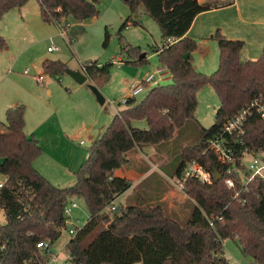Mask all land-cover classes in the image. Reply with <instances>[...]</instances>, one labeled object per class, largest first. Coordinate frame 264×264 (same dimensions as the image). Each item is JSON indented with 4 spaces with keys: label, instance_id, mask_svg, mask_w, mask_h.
<instances>
[{
    "label": "trees",
    "instance_id": "obj_1",
    "mask_svg": "<svg viewBox=\"0 0 264 264\" xmlns=\"http://www.w3.org/2000/svg\"><path fill=\"white\" fill-rule=\"evenodd\" d=\"M28 1L0 0V19ZM37 1L45 23L68 25L71 19L81 24L100 14L99 0ZM124 2L131 16L121 30L130 24L140 25L133 17L141 5L160 26L165 43L155 52L169 70L171 83L153 88L140 103L128 98L126 109L118 112L89 148L86 161L75 174V184L63 189L34 167L42 148L34 136L25 133L26 107L7 110L6 130L0 132V174L6 177L0 189V209L6 217V224H0V264H47L52 255L40 251L37 245L47 243L51 248L61 238L67 229L65 208L74 197L85 201L90 218L66 245L71 264H230L224 252V242L229 239L239 243L245 257L264 264V181L253 180L243 192L240 179L227 175L226 167L213 153L205 152L208 140L222 135L225 124L243 107L256 99L264 105V50L259 59L246 60V44L230 40L218 30L213 38L220 49L219 68L206 76L194 66L193 53L198 44L186 35L194 19L215 8L214 3ZM6 46L0 35V49ZM136 58L138 63L146 59ZM111 67V63H90L84 66V73L101 85L109 81ZM43 69L52 77H60L66 73L67 65L46 60ZM207 84L221 102L209 129L200 126L195 117L197 94ZM135 121H146L148 127H136ZM190 123H195L200 133L194 143L182 145L179 152L174 149L173 173L180 175L184 165L197 158L206 170L213 175L216 170L222 179L216 182L213 178L207 185L195 179L187 181L185 193L195 202L187 223L172 219L160 205L150 209L120 207L112 215L106 213L109 205L132 186L128 179L115 176L127 165V154L175 142ZM229 141L235 145L237 165L243 168L241 162L246 154L264 152V118L254 112L242 141ZM228 177L235 180V190L227 187ZM237 191L239 197L234 198Z\"/></svg>",
    "mask_w": 264,
    "mask_h": 264
},
{
    "label": "rangeland",
    "instance_id": "obj_2",
    "mask_svg": "<svg viewBox=\"0 0 264 264\" xmlns=\"http://www.w3.org/2000/svg\"><path fill=\"white\" fill-rule=\"evenodd\" d=\"M209 1L216 3V0ZM98 9L100 10L98 17L81 24L70 19L68 21L70 27L66 26V22L60 24L45 23L37 0L28 1L21 11L11 10L8 15L3 16L0 19V32L6 35L1 33L0 35L6 40L8 49L7 51L0 50V106L5 99L20 98L26 91L30 92L29 83H32L30 81L35 76L45 74V86L52 90L54 98L57 99L61 94L71 95L72 103L78 101L79 105L85 106L83 114L79 112V120L82 126L89 128L95 124L94 128L96 130L94 132H102L103 134L118 112L126 109L127 105L124 101L132 98V85L136 87L147 76L155 73L158 69L164 68L155 51L163 46L165 40L162 37L160 26L146 12L143 5L139 6L136 15L133 17L140 25L130 24L122 30L123 23L131 16L130 8L124 0H99ZM23 11L26 13H23ZM11 16L26 24L23 27L25 29L24 33H22L25 38L22 39L12 31L15 28L12 21L9 20ZM259 22L261 24L257 26V29H264V19H260ZM61 32H65L64 36L61 35ZM107 34L109 35L108 40ZM222 34L224 33L222 32ZM249 39L250 42L247 44L249 51L252 46H258L259 43L264 41L263 37L256 35L249 36ZM195 41L199 46V49L197 48L198 50L193 53L195 67L198 72L210 76L219 68L220 64L218 43L211 36ZM52 46L58 47L59 50L49 53L48 48ZM126 47L128 49H124ZM135 55L139 59L145 55V62L138 63ZM12 56L17 59L15 63L10 60ZM245 57H247V47L243 53V58ZM46 60L60 61L67 65V69L73 71H81V69L83 70L82 67L90 63L97 62L103 65L111 63V76L108 82L101 85H96L90 79L84 85H77L67 73L62 74L60 77H52L47 74L42 66V63ZM120 61H122V64L117 63ZM25 70L30 71L29 76L24 74ZM171 79L172 77L168 73L163 81L158 78L157 81L144 85L145 91L134 97L136 102H142L153 88L170 84ZM50 82L53 83L49 84ZM89 85H94L99 89L105 99L104 105L98 102ZM40 94L44 96L45 92H40ZM197 95L196 120L200 126L209 129L215 123L216 112L221 105L220 99L209 84L203 86ZM88 97L93 99L94 105H96L95 108L90 106ZM28 114H31L30 110H28ZM5 120L6 118L0 120V123L6 125ZM95 120L97 121L94 122ZM138 127L146 129L148 127L147 122ZM199 133L200 130L196 124L190 123L184 133L175 138V142L157 148L158 153L151 157L147 156L150 163L147 158H143L146 164L149 163L151 167L156 166L154 169L162 180L149 181L152 177L147 181L144 180L121 202L116 200L115 203L118 208H126L123 205L128 204L127 201L135 200L140 201V204L138 203L136 206L143 209L160 205L166 210L169 217L185 225L194 209L195 202L185 192L176 190L169 181L170 176L166 174L165 176L160 170L164 168L168 170V173L172 172L171 169L176 156L173 153L174 149L177 148L179 152L182 145L194 143ZM89 136L87 130H85L84 134L73 143L88 152L93 144ZM80 142H84L82 146ZM252 159L251 154H246L242 160L243 165L248 166ZM124 167H127L125 171L128 172L132 180L140 179L138 171L141 166L139 167V163L133 157ZM5 178L0 174V182H5ZM174 180L176 181V178ZM70 186L71 184L63 188ZM71 201L77 205V208L71 213L67 229L63 231L61 238L51 246L52 257L47 264H71L66 249V245L71 238L69 230L75 229V227L83 228L90 218L86 203L82 198L74 197ZM106 213L112 215L109 207L106 209ZM0 224H6V217L2 210H0ZM224 252L231 264H250L251 262L249 258L243 255L237 241L226 240L224 242Z\"/></svg>",
    "mask_w": 264,
    "mask_h": 264
},
{
    "label": "crops",
    "instance_id": "obj_3",
    "mask_svg": "<svg viewBox=\"0 0 264 264\" xmlns=\"http://www.w3.org/2000/svg\"><path fill=\"white\" fill-rule=\"evenodd\" d=\"M198 1L203 4L208 0ZM213 6L215 8L199 14L194 19L186 36L195 40L205 39L209 36L212 38L214 37L216 31L222 30V32L225 34L223 35L228 39L234 41H243L246 44L247 57L244 59L252 61L259 59L264 50V41L259 43L258 46H252L250 51L247 44L250 42L249 36L256 35L261 36L264 39V29H257V26L261 24L259 22L260 19H264V0H216V3L213 4ZM23 8L24 6L16 10L21 11ZM23 13L26 12L23 11ZM8 14L9 12L6 15ZM6 15H4V17ZM9 18V20L13 23V27L15 28V30L12 29V31L22 39L25 38L23 37L22 33H24L25 29L23 27H25L26 24L20 19L18 20L16 17L11 16ZM0 33L6 35L3 32ZM64 34L65 32H61L62 36H64ZM7 49L8 46H6L5 49L0 50L7 51ZM10 60L12 63H15V60L17 59L12 56ZM158 71H161L160 74L163 75L164 79L165 76L170 73L169 70L164 67L162 69H158L153 74H156ZM81 72L84 73L82 69ZM29 74L25 75L29 76ZM43 76H45V74ZM36 78L37 76H35V78L30 81L32 83H29L30 92L26 91L25 94L20 98L5 99L2 102L0 106V120H4V118H6V112L9 108H14L25 104L27 107L25 115L26 135L29 137L34 136L42 148V154L34 162V166L53 185L59 188L66 187L70 184L72 186L76 182L75 174L88 157V152L83 150L81 147H77L73 142L81 137L82 134H84V131L87 130L88 134L90 135V140L93 141L92 143H94L102 135V132H94L96 130L94 128L95 124L89 128H85L80 123L79 112L83 114L85 111V106L83 107V105H79L78 101H76V103H72L71 95L69 96L61 94L57 99L54 98V94L48 86L46 87L45 84L44 86H41L35 83L37 82ZM52 83L53 82H50L49 84ZM40 92H45V95L41 96ZM68 92L70 91L68 90ZM88 102L90 103V106L95 108L94 106L96 105H94L95 103L91 97H88ZM28 110H30L32 115L28 114ZM31 117L33 118L31 119ZM96 121L97 120L94 122ZM145 122L146 121H135L133 124L134 126L138 127ZM1 124L2 126L0 127V132H4L6 130V126L2 122ZM80 145L82 146V142H80ZM150 152L153 153L150 154ZM158 152L159 150L156 147H148L143 150L135 149L127 154L128 161H131V158L133 157L135 161L139 163V167L141 166V169L138 171V176L140 179L135 181L132 180L128 172L125 171L127 167H123L124 169L122 168L116 171L115 176L126 178L132 184L131 188L122 196L118 197L117 200L121 202L124 197L129 196V194L134 191L136 186L144 180L147 181L151 177L152 179L149 181L152 182H155V180H162L160 175H158L154 169L156 166L151 167L149 165V157ZM143 158H147L149 163L146 164L143 161ZM160 171L164 175L166 174L170 176V183L176 190H178L174 185V179L179 175L173 173V169H171L172 172L169 173L168 170L164 168H162ZM127 202L128 204L123 205L124 207L136 206L138 203L140 204V201L138 200Z\"/></svg>",
    "mask_w": 264,
    "mask_h": 264
},
{
    "label": "built area",
    "instance_id": "obj_4",
    "mask_svg": "<svg viewBox=\"0 0 264 264\" xmlns=\"http://www.w3.org/2000/svg\"><path fill=\"white\" fill-rule=\"evenodd\" d=\"M67 26L70 27V24H68ZM169 43H172V40H169ZM57 50H59V48L56 46H52L48 48V52H54ZM117 63L121 64V61ZM82 68L84 72V67ZM160 72L161 71H158L156 74L149 75L142 83L138 84L136 87L133 86L132 98L145 91L144 85L157 81L158 78L159 80L163 81L164 77L162 74H160ZM25 74L28 75L29 70H26ZM36 80L39 85L44 86L46 78L45 76L40 75L37 76ZM126 102L127 100L124 101L125 104ZM254 112L260 114L262 118H264V105L261 103L259 99H256L251 103L247 104L234 117H232L225 124L223 134L220 135L219 137L208 140L207 147L205 149V152L213 153L219 164L226 167L227 175H236L240 179L241 185L243 186L241 191L243 192L247 191L246 189L247 185L253 180L261 179L264 181V152L260 151V152L251 153L253 157L251 163L248 166H244L242 161L241 165L243 168H240L237 165V161L235 157V145L229 141V138L233 139L234 143H240L242 141L243 137L246 134L247 121ZM83 143L84 142H82V144ZM213 178L214 175L203 167L200 160L197 158H193L184 165L180 175L176 178V181L174 180V185L177 187L178 190L185 192V187L188 180L195 179L201 184L207 185L212 183ZM225 183L229 189L232 190L236 189V182L232 177L226 178ZM4 184L5 182L0 183V189L4 186ZM239 194L240 191H237L234 198H238ZM244 201L245 200L241 201L242 205ZM115 202L116 201L112 202L109 205L110 212L117 210L118 206L116 205ZM75 208H77V205L72 201H70L67 204L65 208V216L67 218V224L70 215ZM210 223L211 226H213V223L212 222ZM79 230H80L79 228L75 227V229L73 228L69 230V234L71 235V237H75ZM37 248L40 251L49 252V254L52 255L50 251V247L47 243H39L37 245ZM250 264H256V263L251 261Z\"/></svg>",
    "mask_w": 264,
    "mask_h": 264
},
{
    "label": "water",
    "instance_id": "obj_5",
    "mask_svg": "<svg viewBox=\"0 0 264 264\" xmlns=\"http://www.w3.org/2000/svg\"><path fill=\"white\" fill-rule=\"evenodd\" d=\"M145 58V55L142 56L141 59ZM66 73L79 85H84L89 81V78L86 74L82 73L81 71H73L70 69L66 70ZM89 88L92 90V92L96 95L98 102L101 105H104L105 99L99 89L94 85H89ZM214 179L216 182L221 181L222 176L214 170Z\"/></svg>",
    "mask_w": 264,
    "mask_h": 264
}]
</instances>
